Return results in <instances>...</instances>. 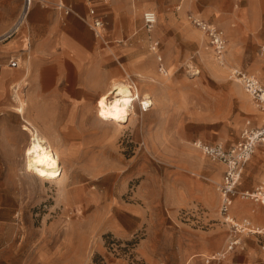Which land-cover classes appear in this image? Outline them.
<instances>
[{"label": "rangeland", "instance_id": "obj_1", "mask_svg": "<svg viewBox=\"0 0 264 264\" xmlns=\"http://www.w3.org/2000/svg\"><path fill=\"white\" fill-rule=\"evenodd\" d=\"M109 2L99 38H108L110 19V50L102 52L101 66L109 72L108 87L130 81L154 102L143 110L137 99L138 113L119 128L101 123L96 101L89 103L84 114L97 141L63 151L66 171L55 182L26 171L31 135L22 140L21 132L23 124L31 128L26 111L15 108L17 95L24 98L18 92L9 108L12 136L0 150V264H264V231L238 234L241 243L229 249L235 232L220 212L218 189L225 165L194 145H232L259 113L233 71L264 84V0H118L117 24L116 1ZM147 10L158 16L151 29L143 21ZM195 16L224 32L228 67L219 64ZM114 27L121 33L113 34ZM218 166L220 177L214 176ZM260 184L264 144L246 162L238 190ZM240 203L243 213L234 211ZM232 215L264 228L259 201L238 196ZM184 255L188 261L181 262Z\"/></svg>", "mask_w": 264, "mask_h": 264}, {"label": "crops", "instance_id": "obj_2", "mask_svg": "<svg viewBox=\"0 0 264 264\" xmlns=\"http://www.w3.org/2000/svg\"><path fill=\"white\" fill-rule=\"evenodd\" d=\"M114 1L111 11L117 24L120 9L116 8L118 0ZM60 3L71 6L73 12H65ZM21 5L22 0H0V150L12 136L14 125L9 108L15 100L12 87L16 84L23 89L27 103L24 119L49 139L65 163L63 151L86 149L89 148L87 145L97 141L98 133L93 128L92 118L84 112L88 104L97 101L100 93L108 88L109 72L101 66L107 60L102 52L110 50V19L108 38L102 41L84 16H88L90 8L94 7L98 15L110 18V2L37 0L27 23L8 36ZM104 11L107 16H104ZM112 33L120 34L121 31L114 27ZM11 60H18V66H11ZM97 72H101L103 81L95 84ZM17 98L18 95L16 101ZM257 115L255 119H248L262 124L264 113L259 110ZM22 128V140L29 135L32 138V131H28L24 124ZM244 170L245 165L243 174ZM221 171V166H218L214 176ZM245 210L243 203L234 207L237 213ZM186 261L188 259L184 255L181 262Z\"/></svg>", "mask_w": 264, "mask_h": 264}, {"label": "built area", "instance_id": "obj_3", "mask_svg": "<svg viewBox=\"0 0 264 264\" xmlns=\"http://www.w3.org/2000/svg\"><path fill=\"white\" fill-rule=\"evenodd\" d=\"M37 0H22V5L18 17L8 33V36L18 32L26 23L30 12ZM92 2L93 0H87ZM59 6L64 9L65 12H73L71 6H67L65 3H60ZM88 24L94 30L95 35L101 39L104 36V30L106 29V21L103 16L97 14L96 9L91 7L89 15L84 16ZM158 20L156 11L147 10L144 12L143 21L145 27L151 29ZM193 21L205 32L208 33L212 44L216 48V53L219 58L223 59V55L226 49V38L224 32L217 26L205 21L200 17H193ZM155 47V46H154ZM221 59V60H222ZM11 66H18L17 60L10 61ZM233 75L236 76L241 84H243L246 92L253 97L252 100L256 104L257 108L264 112V84L255 75L243 71L241 69H234ZM13 97L23 89L19 85L12 87ZM264 144V122L262 124H255L251 119H248L243 127L241 138L239 141L232 145H227L222 142H203L202 140H195L194 145L204 152L214 161H219L225 165L224 177L220 186L218 187L221 195L220 212L224 220L231 225L233 231L232 240L229 241V249H234L241 243V239L238 234H255L264 231V228L256 226L250 219L243 218L237 219L232 215V208L235 199L238 196L242 198H250L254 201H259L264 204V184L258 185L254 190H238V185L241 183L243 168L246 162L255 153L258 146ZM218 255V254H217ZM223 256V254H222ZM210 259H208L209 261Z\"/></svg>", "mask_w": 264, "mask_h": 264}, {"label": "bare ground", "instance_id": "obj_4", "mask_svg": "<svg viewBox=\"0 0 264 264\" xmlns=\"http://www.w3.org/2000/svg\"><path fill=\"white\" fill-rule=\"evenodd\" d=\"M224 57L223 60H219V64L228 67L226 56ZM153 64V62H149V67L154 70L155 67ZM139 75L144 78L150 77V74L146 76L141 72H139ZM157 79L154 80L156 81ZM237 80L239 81V79ZM237 88L241 89L239 86ZM137 99H139L143 110H149L154 102L151 95L140 89L138 85H132L130 81H114L101 93L96 101L97 115L101 123L103 122L107 125L109 123L113 124L115 128L124 126V123L129 121L133 114L138 113ZM17 102L19 105L15 108L19 113L24 115L27 105L26 100L18 94ZM24 120L26 122V119ZM26 125L31 128L33 133L30 143L25 148L26 171L33 172L42 181H61L65 174L66 166L63 164L64 162L60 152L53 147L49 139L36 126H32L28 122H26ZM216 176L220 177V172L216 173Z\"/></svg>", "mask_w": 264, "mask_h": 264}]
</instances>
